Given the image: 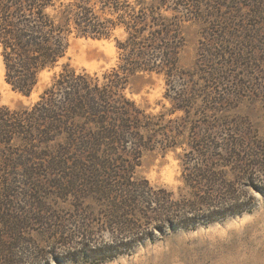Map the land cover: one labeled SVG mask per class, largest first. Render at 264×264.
I'll list each match as a JSON object with an SVG mask.
<instances>
[{"label":"trees","instance_id":"1","mask_svg":"<svg viewBox=\"0 0 264 264\" xmlns=\"http://www.w3.org/2000/svg\"><path fill=\"white\" fill-rule=\"evenodd\" d=\"M206 1L213 0H0V55L5 81L12 90L29 97L44 72L61 69L31 107L11 109L2 103L0 94V247L26 243L24 237L38 224L53 241L70 244L73 230H80L76 223L83 218L76 204L86 200L99 204L103 216L113 219L110 227L116 232H137L138 224L146 222L154 227L153 231L148 227L151 237L155 231L163 233L162 222L171 228L194 223L190 207L195 203L176 200L166 189L135 179L124 155L131 152L138 157L149 149L147 134L152 132L154 119L127 97L126 90L139 74L164 75L169 85L181 78L178 56L184 46L180 37L184 20L180 10L184 18H194ZM166 13H172L170 19ZM117 31L123 39L117 40L116 67L90 75L65 63L74 39H110ZM174 91V100L186 101L182 90ZM236 146L241 143L237 141ZM232 154L235 157L226 161L237 170L243 164L251 181L248 187H257L253 181L264 167L263 158L249 152H243V158ZM212 170L210 164L196 165L183 174L194 196L205 189L206 197L220 184L222 176ZM211 183L217 184L209 188ZM250 203L228 204L220 218L209 212L207 222L249 213L253 210ZM68 206L73 210H65L68 214L60 219L51 210ZM88 206L89 211L95 209ZM108 223L106 218L102 224ZM92 231L86 232V244L91 242ZM80 235L74 237L85 250L73 252L74 264L113 261L138 243L90 248L81 243Z\"/></svg>","mask_w":264,"mask_h":264},{"label":"rangeland","instance_id":"2","mask_svg":"<svg viewBox=\"0 0 264 264\" xmlns=\"http://www.w3.org/2000/svg\"><path fill=\"white\" fill-rule=\"evenodd\" d=\"M180 11L184 46L178 66L183 75L172 85L157 74H139L130 81L127 97L154 119V127L147 134L149 149L138 157L131 152L124 157L140 183L164 188L176 200L195 203L190 207L194 223L187 228H171L162 222L163 233L155 231L151 237L148 227L152 231L154 227L146 222L138 224L137 232H116L110 227L113 219L103 216L99 204L94 206L93 201L86 200L83 206L76 204L81 206L83 218L76 223L80 230L72 232L73 242L62 245L53 241L38 224L24 237L26 243H19L17 248L0 247V264H74L73 252L85 250L76 243L74 235L79 232V240L89 247L138 242L128 254L99 264H264V194L259 191L264 190V167L258 169L261 172L253 181L258 189H254L257 187H248L251 181L243 164L237 170L228 163L231 156L235 157L232 152L241 158L243 152L258 154L264 160V0L206 1L191 19ZM121 33L117 31L110 39H74L65 63L78 73L102 75L119 63L117 40L123 39ZM60 70L44 72L34 92L23 96L6 83L0 55L2 103L14 110L31 107ZM178 88L186 96L185 102L174 100ZM237 141L241 147L236 146ZM200 153L211 160L203 159ZM207 164L222 176L218 178L220 184L211 183L209 188L216 186L206 197L205 189L194 196L183 177L196 165ZM202 200L203 205H198ZM247 202L253 205L251 212L207 222L211 220L209 212L220 218L228 204ZM88 205L95 209L89 211ZM63 208L51 210L60 219L68 214L65 210H73L71 206ZM106 218L109 225L102 224ZM91 228L93 236L86 244V232Z\"/></svg>","mask_w":264,"mask_h":264}]
</instances>
